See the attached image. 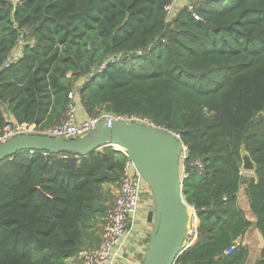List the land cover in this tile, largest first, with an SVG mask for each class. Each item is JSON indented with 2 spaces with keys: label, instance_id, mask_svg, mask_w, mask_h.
<instances>
[{
  "label": "trees",
  "instance_id": "trees-1",
  "mask_svg": "<svg viewBox=\"0 0 264 264\" xmlns=\"http://www.w3.org/2000/svg\"><path fill=\"white\" fill-rule=\"evenodd\" d=\"M174 1L0 0V132L8 115L59 124L73 91L89 117L173 131L187 148L183 192L199 219L177 264H245L238 240L252 225L264 238V0H190L170 18ZM243 150L255 164L246 183ZM125 163L112 146L1 162L0 264H82L79 252L103 239ZM242 188L255 223L239 206Z\"/></svg>",
  "mask_w": 264,
  "mask_h": 264
},
{
  "label": "water",
  "instance_id": "water-1",
  "mask_svg": "<svg viewBox=\"0 0 264 264\" xmlns=\"http://www.w3.org/2000/svg\"><path fill=\"white\" fill-rule=\"evenodd\" d=\"M263 117V113L258 115L260 120ZM106 146L128 154L151 193L153 209L148 212L146 221L153 228L140 264H176L185 251L183 245L192 207L183 192L181 155L184 144L173 131L117 119L111 125L103 120L84 137L73 140L22 134L0 142V163L22 152H67L86 156ZM242 162V170L255 171L251 156L244 150Z\"/></svg>",
  "mask_w": 264,
  "mask_h": 264
},
{
  "label": "built area",
  "instance_id": "built-area-1",
  "mask_svg": "<svg viewBox=\"0 0 264 264\" xmlns=\"http://www.w3.org/2000/svg\"><path fill=\"white\" fill-rule=\"evenodd\" d=\"M19 45H22V42H20L18 46ZM19 49L17 48L16 50ZM69 99L68 110L59 124L50 128L41 129L35 124H18L10 120V124L0 132V142L22 134H40L62 140L79 139L95 129L98 123L103 120H106L109 125H111L114 120L121 119L155 126L146 119L138 117L128 118L109 113H102L96 117H89L85 113L86 116L80 117L77 108V101H80V99L77 92H71L69 94ZM120 152L126 157V163L119 179L115 198L106 211L103 239L97 247L84 249L79 252L78 259L82 264H139V262L131 261L126 258L125 254L129 247L130 237L133 226L135 225L134 223L140 211L142 196L146 192L145 188H148V186L137 172L128 154L124 150ZM181 157V171L182 178L184 179L186 177L184 172V161L187 158V148L185 146ZM191 207L185 244L183 245L184 250L189 248L193 241L198 238V217L194 207ZM129 223H131L130 228ZM236 245H238V243ZM234 249L235 246L227 250L226 253L230 254Z\"/></svg>",
  "mask_w": 264,
  "mask_h": 264
},
{
  "label": "crops",
  "instance_id": "crops-1",
  "mask_svg": "<svg viewBox=\"0 0 264 264\" xmlns=\"http://www.w3.org/2000/svg\"><path fill=\"white\" fill-rule=\"evenodd\" d=\"M77 108H78V114L80 117L86 116L84 109L82 107V104L80 101H77ZM117 193V189H114V194ZM147 191L144 193L146 194ZM146 201H148V205L150 206V208L148 209V211H146L145 213V221L147 218V214L148 212L152 209L151 207V202L152 199L150 196H146L145 199ZM238 202H239V206L240 208L243 210L246 218H248L250 221H252L253 223H255V217L250 209V204H249V200L246 196V192L245 191H240L239 192V196H238ZM140 211H141V206H140ZM140 211L139 214L137 216V221H140ZM198 224H199V219L197 218ZM147 222V221H146ZM136 225L133 226V229H138L140 230L139 226H137V228L135 227ZM153 228V225H150L149 230H147L145 232V235H143V233L139 234L138 238H144L145 241L148 237V235L151 233ZM144 239H139L136 248L134 250L136 251H132L130 252V250H127L126 254V258H128L131 261H135L137 262V256L139 255H143L145 253L146 250V244L144 242ZM198 238H196L193 243L189 246L192 247L196 244ZM238 244L245 247L248 250V259L247 262L245 264H256L257 260L259 259L262 249L264 247V238L262 236V234L260 233V231L255 227V225H252L244 234L243 237H241L238 240ZM129 247H130V242H129ZM128 247V248H129ZM131 247H135L134 243H131ZM73 262H77V260H73ZM76 264H80L79 262H77Z\"/></svg>",
  "mask_w": 264,
  "mask_h": 264
},
{
  "label": "rangeland",
  "instance_id": "rangeland-1",
  "mask_svg": "<svg viewBox=\"0 0 264 264\" xmlns=\"http://www.w3.org/2000/svg\"><path fill=\"white\" fill-rule=\"evenodd\" d=\"M13 2H16L17 0H12ZM186 7H188V8H192V5H191V2H190V0H175L174 2H173V4L169 7V17L171 18H173V17H175L176 16V14L181 10V9H183V8H186ZM21 46L22 45H19L18 46V49L19 48H21ZM18 55H20V49L19 50H16L15 52H14V54L12 55V57H11V61H15L16 59H18ZM82 81H80V83H81ZM6 115H8V112L6 111ZM8 117V121H10V118H9V115L7 116ZM242 174H243V176L246 178L245 180L247 181L249 178H252V177H255V175H254V172H251V171H244V170H242ZM245 187V186H244ZM243 187V188H244ZM242 188V190L241 191H244V189ZM145 191H147V193L146 194H143V196H142V200H141V211H140V221H135V227L137 228V226H139V228H140V230H138V229H133V231H132V234H131V237H130V247L129 248H127V250H130V252H132V251H136V250H134L135 248H136V245H137V243H138V241H139V239H144V238H138V236H139V234H141V233H143V235H145V232L147 231V230H149V228H150V225L151 224H149V223H147L146 221H145V218H144V216H145V213H146V211H148V209L150 208V206L148 205V201H146V200H144L145 199V197L146 196H150L151 197V193H149V191L150 190H148V188L146 187L145 188ZM151 207H152V209H153V202H151ZM150 237V234L148 235V237H147V239ZM147 239H146V241H147ZM145 241V239H144V242H145V244H146V250H147V242ZM131 243H134V245H135V247L133 248V247H131ZM146 250H145V253H146ZM145 253L143 254V255H139L138 254V256H137V262H139V264L141 263V261L143 260V258H144V256H145Z\"/></svg>",
  "mask_w": 264,
  "mask_h": 264
},
{
  "label": "bare ground",
  "instance_id": "bare-ground-1",
  "mask_svg": "<svg viewBox=\"0 0 264 264\" xmlns=\"http://www.w3.org/2000/svg\"><path fill=\"white\" fill-rule=\"evenodd\" d=\"M117 149H121L119 146H116ZM190 213H191V210H190Z\"/></svg>",
  "mask_w": 264,
  "mask_h": 264
}]
</instances>
